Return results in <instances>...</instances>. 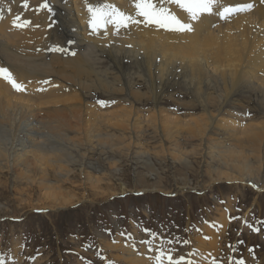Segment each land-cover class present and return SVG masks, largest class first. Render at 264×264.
<instances>
[{
    "label": "rangeland",
    "instance_id": "obj_1",
    "mask_svg": "<svg viewBox=\"0 0 264 264\" xmlns=\"http://www.w3.org/2000/svg\"><path fill=\"white\" fill-rule=\"evenodd\" d=\"M138 25L144 29L143 22ZM151 31V37L162 35ZM127 62L126 81L144 96L137 102L134 93L97 90L90 78L85 101L91 108L72 114L37 111L16 124L0 116V260L159 264L163 252L174 261L192 262L202 251L199 239L207 237L209 243L217 240L207 264H264V142L259 147L224 143L209 129L186 126L207 115L183 82L168 85L160 100L179 119L163 137L146 122L156 114L148 79L139 78ZM92 63L121 88V65L106 54H96ZM253 103L247 104L246 116L261 119L239 120L237 129L256 133L264 124L251 110ZM114 106L137 112L143 122L126 131L91 127L89 117L109 116Z\"/></svg>",
    "mask_w": 264,
    "mask_h": 264
},
{
    "label": "bare ground",
    "instance_id": "obj_2",
    "mask_svg": "<svg viewBox=\"0 0 264 264\" xmlns=\"http://www.w3.org/2000/svg\"><path fill=\"white\" fill-rule=\"evenodd\" d=\"M24 2L0 0V67L8 68L17 82L26 83L25 92H29L17 94L8 81L0 78L2 119L16 124L26 114L33 115L37 111L49 114L61 110L72 114L76 108H91L85 101V89L92 81L90 78H94L99 87L97 90L109 95L126 92L131 97L133 87L126 81L129 76L126 73L129 71L127 61H130L137 68L138 77L148 79L153 99L149 98L155 101L153 110L156 114L146 122L157 128L161 135L166 136L165 131L169 135L171 126L179 119L167 113L160 100L169 92L168 85L183 82L199 98L200 108L207 115L205 119L197 117L196 120L186 121V126H192L195 131L209 129V133L217 137L215 140L224 143L231 141L259 147L264 142V124L257 127L256 133L250 127L236 128L240 126L239 120L261 119L250 115L247 118L245 110L248 103H256L251 110L260 113L264 121V6L261 0H220L219 10L214 9L212 14L201 15L195 21L190 20L175 4H167L184 22L192 25V31H170L145 23L144 29L138 24H131L119 31L111 24L96 30L90 25V5H114L135 16L133 0H28L27 8ZM46 2L51 12L42 7ZM244 5L252 7L222 18L224 7ZM17 16L31 23L17 27ZM151 30L163 36L151 37ZM178 36H181L178 43L171 42V37ZM96 54H106L116 66L123 67L122 78L119 76L120 89L112 81L111 85L110 78L107 80L92 66ZM134 94L136 102L137 97H144L140 92ZM117 107L112 108L109 116L97 112L89 117L91 127L104 125L126 131L128 127L134 129L143 122L136 117L137 112ZM260 109L261 112L258 111ZM216 241L209 243L207 237H201L202 251L192 259L191 264L212 262ZM143 262L149 264L146 259L133 264Z\"/></svg>",
    "mask_w": 264,
    "mask_h": 264
},
{
    "label": "snow or ice",
    "instance_id": "obj_3",
    "mask_svg": "<svg viewBox=\"0 0 264 264\" xmlns=\"http://www.w3.org/2000/svg\"><path fill=\"white\" fill-rule=\"evenodd\" d=\"M135 7V16L125 11L120 10L114 5H90L88 10L90 15V25L94 30L105 27L111 24L117 31L121 28H127L131 24H139L141 22L146 25H156L159 28H164L170 31H192V25L184 22L177 14H175L167 4H175L183 12H185L188 18L192 21L198 20L201 15L212 14L214 9L219 10L220 0H133ZM24 7H28V0H25ZM43 8L48 9L49 12L52 9L46 2L42 5ZM251 5H244L243 7H224L221 12L222 18H226L236 11L250 10ZM142 17L143 19H137ZM17 27H25L31 21L22 20L17 16L15 20ZM59 50V49H58ZM0 78L8 81L13 88L17 91H25V86L22 83L17 82L13 77L11 71L6 67H0ZM101 105H104V101H100ZM166 256L168 264H191L190 261H186L184 257L178 260H173L170 254L161 252L159 258V264H163V260ZM0 264H4L0 260ZM215 264V261H213ZM243 264V262H241Z\"/></svg>",
    "mask_w": 264,
    "mask_h": 264
}]
</instances>
